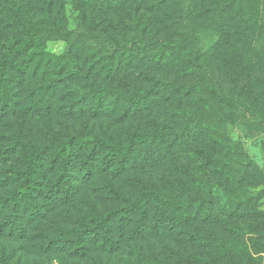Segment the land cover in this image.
Instances as JSON below:
<instances>
[{
  "label": "trees",
  "instance_id": "obj_1",
  "mask_svg": "<svg viewBox=\"0 0 264 264\" xmlns=\"http://www.w3.org/2000/svg\"><path fill=\"white\" fill-rule=\"evenodd\" d=\"M66 6L0 0V264H250L212 190L251 163L201 118V0Z\"/></svg>",
  "mask_w": 264,
  "mask_h": 264
},
{
  "label": "rangeland",
  "instance_id": "obj_2",
  "mask_svg": "<svg viewBox=\"0 0 264 264\" xmlns=\"http://www.w3.org/2000/svg\"><path fill=\"white\" fill-rule=\"evenodd\" d=\"M78 1L65 0L66 14L72 22ZM220 1L215 4L212 0H201V53L207 55V59H201V118H221L218 129L228 134L235 150L246 156L251 164L246 170L236 166L233 183L220 185L218 182L212 184V190L220 211H227L229 202L242 204L232 227L243 235L251 253L250 264H264V112H261L264 108V19L255 29L251 22L248 25L229 14L222 24L214 15L216 11L221 13ZM250 1L260 3V12L264 15V0ZM211 6L219 9L208 13L207 8ZM244 56L248 67H243L244 74L239 73L240 86L235 85L237 90H232L234 84L230 81L236 78V70L225 73L224 69L237 66V59L245 63ZM106 127L100 122L96 129L102 133ZM219 231V238L223 239L224 230ZM221 248L225 247L221 244ZM58 263L57 259L53 261V264Z\"/></svg>",
  "mask_w": 264,
  "mask_h": 264
}]
</instances>
